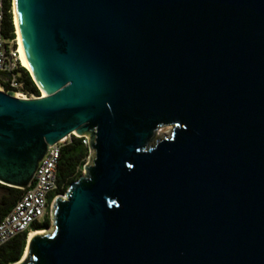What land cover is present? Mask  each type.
Returning a JSON list of instances; mask_svg holds the SVG:
<instances>
[{"label": "water", "instance_id": "1", "mask_svg": "<svg viewBox=\"0 0 264 264\" xmlns=\"http://www.w3.org/2000/svg\"><path fill=\"white\" fill-rule=\"evenodd\" d=\"M14 8L45 96L0 91V185L71 133L90 152L18 264H264V0Z\"/></svg>", "mask_w": 264, "mask_h": 264}, {"label": "built area", "instance_id": "2", "mask_svg": "<svg viewBox=\"0 0 264 264\" xmlns=\"http://www.w3.org/2000/svg\"><path fill=\"white\" fill-rule=\"evenodd\" d=\"M4 2L0 0V77H5V84L9 89L19 94L22 84L18 81L22 68L17 53V42L14 33L13 39H6L2 34L4 19ZM3 89L2 87H0ZM22 93V92H21ZM24 99L38 98L25 93L20 94ZM27 96L28 98H25ZM73 139H79L88 150V139L85 136L69 134L59 142L48 146L44 156L38 162L33 177L28 187L21 193L12 208L0 219V247L16 236H27L33 224L42 222L49 214V205L60 195L56 193L58 185L56 181V164L59 159L61 147L70 143ZM89 154V150H88ZM88 156L78 169L80 171L87 164Z\"/></svg>", "mask_w": 264, "mask_h": 264}, {"label": "trees", "instance_id": "3", "mask_svg": "<svg viewBox=\"0 0 264 264\" xmlns=\"http://www.w3.org/2000/svg\"><path fill=\"white\" fill-rule=\"evenodd\" d=\"M4 19L2 25V34L6 39L14 38V28L12 24L11 14V0H5L4 2ZM18 81L22 84L20 91L27 95H33L39 97V92L32 81L29 73L21 68ZM0 87L6 92L9 89L5 84L0 83ZM88 156V150L83 146L79 139H73L70 143H67L61 147L59 159L56 164V181L58 190L56 193H64L69 185L79 177L78 169L83 164L85 158ZM3 193L0 197V219L9 212L13 204L17 201L22 190L4 187ZM49 225L48 218H45L42 222L31 225L30 231L43 230ZM26 235L22 234L9 240L7 243L0 247V264H12L19 261L25 248Z\"/></svg>", "mask_w": 264, "mask_h": 264}, {"label": "bare ground", "instance_id": "4", "mask_svg": "<svg viewBox=\"0 0 264 264\" xmlns=\"http://www.w3.org/2000/svg\"><path fill=\"white\" fill-rule=\"evenodd\" d=\"M11 12H12V24H13L14 33H15L16 42H17L18 60H19L21 67L23 69H25L31 75L30 68H29V65L27 63V60L25 58L23 48H22L21 38H20V34H19L16 16H15L14 0H11ZM39 91H40V97H44L45 93L41 89H39ZM14 96L17 98H22V96L20 94H17V93H15ZM44 233H45L44 231H37V230L36 231H29L27 236H26L25 244L27 242H29V240L32 237H34L36 235H43ZM26 253H27V249L25 247L24 252H23L20 260L16 264L21 263L25 259Z\"/></svg>", "mask_w": 264, "mask_h": 264}, {"label": "rangeland", "instance_id": "5", "mask_svg": "<svg viewBox=\"0 0 264 264\" xmlns=\"http://www.w3.org/2000/svg\"><path fill=\"white\" fill-rule=\"evenodd\" d=\"M12 14V12H11ZM38 92H39V96H40V91H39V88L36 86ZM0 91H3V89L0 88ZM19 94H22L21 92ZM35 97V96H34ZM25 98H28L27 96H25ZM170 133V127L169 126H164V127H160L157 129V131L155 132V137H162V136H166ZM90 155V152L89 154ZM90 157V156H89ZM88 161H89V158H88ZM83 174V171L82 169L80 170L79 172V177ZM3 189L0 188V197L3 193ZM64 193L62 194H59V195H63ZM48 220H49V225L46 229H43V230H37V231H44L45 233L44 234H47L49 231H50V228L52 227V220H51V203L49 205V214L47 216ZM24 252V251H23ZM23 254V253H22ZM20 260V259H19Z\"/></svg>", "mask_w": 264, "mask_h": 264}]
</instances>
